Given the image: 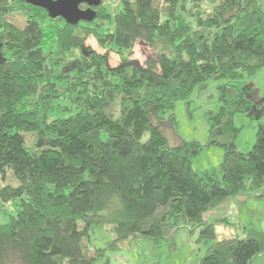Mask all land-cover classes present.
I'll list each match as a JSON object with an SVG mask.
<instances>
[{
  "label": "trees",
  "instance_id": "1",
  "mask_svg": "<svg viewBox=\"0 0 264 264\" xmlns=\"http://www.w3.org/2000/svg\"><path fill=\"white\" fill-rule=\"evenodd\" d=\"M104 2L92 21L71 24L0 0V207L16 209L0 224V264H96L139 238L175 250L182 228L207 242L221 222L206 214L264 185V124L243 152L234 121L259 108L245 77L264 69V0H118L115 14ZM106 21L113 29L99 31ZM91 35L105 54L85 45ZM138 42L154 53L144 64L125 55ZM210 79L225 80L206 113L208 144L224 154L197 172L204 146L171 147L158 124ZM98 225L115 236L92 247ZM263 252L264 230L245 229L213 242L200 264H249Z\"/></svg>",
  "mask_w": 264,
  "mask_h": 264
},
{
  "label": "rangeland",
  "instance_id": "2",
  "mask_svg": "<svg viewBox=\"0 0 264 264\" xmlns=\"http://www.w3.org/2000/svg\"><path fill=\"white\" fill-rule=\"evenodd\" d=\"M104 1L113 14L120 8L118 0ZM87 7V5H81L83 9ZM94 9L98 11L97 7ZM9 19L20 26L25 21L20 13H15ZM99 26V31L104 33H107L108 29H113V24L107 21ZM87 29L90 31L96 28L90 23L85 28ZM85 45L100 53L107 52L92 35L86 39ZM125 55L137 64H144L146 59L152 57L154 53L147 45L138 42L132 53ZM122 59L119 54L111 52L109 63L111 66H117ZM245 81L255 86L254 98L259 103L256 112L251 115L238 113L234 119L235 125L240 129L236 138V146L240 151L248 152L255 144L260 125L264 124V69L254 75H247ZM223 83H225L223 79H210L205 85L196 86L191 93L190 103H187V100L177 101L174 109L175 121L167 120L158 124L171 147L178 146L183 141H198L204 146L203 150L193 158V169L197 172L217 168L223 160V149L220 146L208 144L209 123L206 117L208 111L218 109L220 105L219 86ZM8 179H12L11 175H8ZM16 182L15 180L14 184ZM15 214L14 202L2 204L0 224L7 223L10 215ZM206 219L210 221L218 219L221 222L215 224V239L197 243L199 229L190 233L188 229L182 228L176 235L177 248L175 250H171L165 242L155 244L145 238L131 239L122 244L121 249L109 252L96 264H200L201 258L213 242L242 235L245 229L264 230V185L247 192L243 199L233 198L224 206L210 211L206 214ZM114 236L109 225H98L91 232L89 244L92 247H103ZM249 264H264V252L258 254Z\"/></svg>",
  "mask_w": 264,
  "mask_h": 264
},
{
  "label": "water",
  "instance_id": "3",
  "mask_svg": "<svg viewBox=\"0 0 264 264\" xmlns=\"http://www.w3.org/2000/svg\"><path fill=\"white\" fill-rule=\"evenodd\" d=\"M102 0H27L32 5L44 8L52 18L62 17L68 23L77 24L80 21H92L96 11L92 6H97ZM90 7L82 9L81 5Z\"/></svg>",
  "mask_w": 264,
  "mask_h": 264
}]
</instances>
